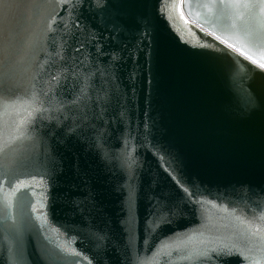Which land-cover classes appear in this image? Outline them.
Returning <instances> with one entry per match:
<instances>
[{"label": "water", "instance_id": "1", "mask_svg": "<svg viewBox=\"0 0 264 264\" xmlns=\"http://www.w3.org/2000/svg\"><path fill=\"white\" fill-rule=\"evenodd\" d=\"M207 2L0 0V264H264V39Z\"/></svg>", "mask_w": 264, "mask_h": 264}, {"label": "snow or ice", "instance_id": "2", "mask_svg": "<svg viewBox=\"0 0 264 264\" xmlns=\"http://www.w3.org/2000/svg\"><path fill=\"white\" fill-rule=\"evenodd\" d=\"M201 7L211 11L213 8L222 7L229 10L228 18L231 21L230 27L234 30V36L240 33L238 28L239 22H243L247 17L249 20L256 21L257 27L261 33L260 38L264 39V0H208L207 3L202 4ZM244 38L248 39L253 36V30L246 27L243 30ZM220 37L218 36L217 39ZM227 43V41H224ZM230 48H236L235 44H229ZM237 51L241 49L236 48ZM247 55V53H242ZM249 60L256 63L252 56L248 55ZM260 68H264V63L259 64ZM27 186V185H25Z\"/></svg>", "mask_w": 264, "mask_h": 264}]
</instances>
